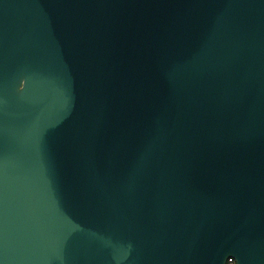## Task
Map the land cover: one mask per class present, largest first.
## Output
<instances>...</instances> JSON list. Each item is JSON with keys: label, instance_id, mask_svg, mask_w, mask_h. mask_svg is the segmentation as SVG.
<instances>
[{"label": "water", "instance_id": "obj_1", "mask_svg": "<svg viewBox=\"0 0 264 264\" xmlns=\"http://www.w3.org/2000/svg\"><path fill=\"white\" fill-rule=\"evenodd\" d=\"M264 264V0H0V264Z\"/></svg>", "mask_w": 264, "mask_h": 264}, {"label": "built area", "instance_id": "obj_2", "mask_svg": "<svg viewBox=\"0 0 264 264\" xmlns=\"http://www.w3.org/2000/svg\"><path fill=\"white\" fill-rule=\"evenodd\" d=\"M227 264H236V261L231 258L227 261Z\"/></svg>", "mask_w": 264, "mask_h": 264}]
</instances>
